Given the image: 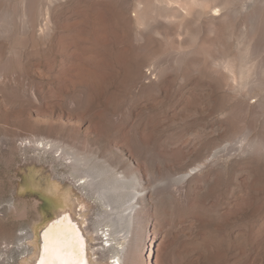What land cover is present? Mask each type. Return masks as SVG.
<instances>
[{"label": "rangeland", "instance_id": "rangeland-1", "mask_svg": "<svg viewBox=\"0 0 264 264\" xmlns=\"http://www.w3.org/2000/svg\"><path fill=\"white\" fill-rule=\"evenodd\" d=\"M39 1L25 13L0 0V248L32 235L49 201L20 193L23 168L69 177L56 154L21 144L44 138L82 159L80 176L93 156L135 174L138 264H264V0H227L225 13L222 0H47L45 37ZM83 195L88 227L104 210ZM23 246L7 264L33 259L37 242Z\"/></svg>", "mask_w": 264, "mask_h": 264}, {"label": "bare ground", "instance_id": "bare-ground-1", "mask_svg": "<svg viewBox=\"0 0 264 264\" xmlns=\"http://www.w3.org/2000/svg\"><path fill=\"white\" fill-rule=\"evenodd\" d=\"M223 1L224 0H222L221 2L222 4H220L221 6L220 5L219 6L223 10V13H225L224 9L227 10V6L229 4L225 3L227 2V0L224 2ZM23 2L24 3L22 6H24L25 13L30 12V10L33 7V0H25V1L23 0ZM210 2L211 1H209V3ZM219 2L220 1L218 0V4ZM47 3L48 2L46 0V5ZM141 3H142L141 0H137L135 8L139 9V6L143 5ZM215 4H217L216 1H215ZM40 6H43V4ZM49 6L47 5L43 7L42 11L38 12L40 13V16L41 15L43 16V17L41 16L42 19L45 17L43 21L46 20L40 37H45L48 35L49 29L47 26L48 24L47 22H48V16L50 15ZM203 8H205V6ZM216 8H218V6L216 7V5H214V7L210 6V8L208 9L205 8V9L207 12L208 10L210 12L211 11L217 12ZM37 9L39 10L38 7ZM221 12L222 11L220 10V14H222ZM233 12H235V10ZM203 13L204 12L202 11L200 15ZM217 15H219V13ZM217 15H214V16H217ZM24 16H27V14L26 15L24 14ZM247 18L252 19V17H247ZM23 21L25 22V20ZM245 21H247V19ZM88 22L89 20L87 21V23ZM242 22H244V20ZM137 23H141V22H137ZM247 24L248 23H246V25ZM24 29H27V27L26 28L24 27ZM95 73L96 72H94L92 76H94ZM241 86L242 84L240 85V87ZM243 86H244V83H243ZM237 88L239 89V87ZM21 144L22 145L24 144V147H23L24 149L32 148L35 151L38 150V152L43 151L45 154L46 153H50L53 155L56 154L55 156H53L52 162L56 163L59 160L65 161V165L69 170V177L65 179L66 184L61 185L60 183L56 181L50 180L49 176L44 170L34 165L29 164V166L23 168L22 170L23 180L20 186V193L22 195H25L31 192H45L50 196L48 198L49 201L47 204H45L44 209H42L41 212H38V216H39L38 222L39 223L44 222L45 219L51 214H55V216L53 218H50V220H48L43 225V227L40 228L39 230L38 228L40 224L33 223L30 226V231L32 235H30L28 232H21L16 235L14 242H10V243L5 242L4 246L0 248V264H7L6 262L9 259L8 256L11 254L16 253V254L24 255L28 253L26 248L23 246V243H25L28 238H32L33 241L37 242V247L36 249H34L33 259H29L27 264H35L36 260L39 257L41 242H44V243L42 247L43 254H42L39 264H61V260H67L68 264H80L78 242H81V241H83L84 243L87 242V248H86L87 264H93V261L97 264L96 260H99V259L96 258V260H94L95 256L97 255L100 256V254L103 253L107 247L112 246V243H114L113 248L115 249L116 254L115 256L109 257V259H113L111 260L112 262L111 264H138L137 263L138 257H140L142 253L141 228L144 223V217H143L144 208L141 207L140 210L135 209L136 205L138 204V201L135 202L134 204H128V203L137 197V193H133L132 191L140 192L145 189L142 186V184L137 181L135 174L132 172L130 176H128L127 174H124L123 172L120 173V171L116 168V166L112 164L111 162H108L106 160H101V159H98L96 156H93L94 161H93L92 166L86 169L83 175L80 176V174L82 173L80 169L82 165V159L73 153L63 151V148H62L63 146L61 147L59 142L40 138V139H35V140H29L28 145L26 142H22ZM59 152L60 154H58ZM77 178L78 180H76ZM138 188H141V189H138ZM86 189H90L91 194H92L91 197L95 198L94 203L96 204L99 201V203L102 204L103 210H104V212L100 216H97V217L91 216L92 225H89L88 227L85 226L87 223L86 217L87 215L90 214L91 209L89 207V204H87L86 202L85 195H83ZM90 199L91 198H89V200ZM15 204L16 203H14L13 201L8 207L9 210L14 211V213L16 212V210L18 211L17 206ZM40 206L41 205H39V208ZM73 221L77 225L76 227H78V230H81L82 234H84L85 239L84 238L82 239L79 236L78 230L75 229L73 224H71ZM103 226H108V227L111 226L113 227L114 230H111V228H104ZM97 241H102V242L105 241L103 242V245H101L102 249H100L99 247L95 248L99 244H95L93 242H97ZM54 247L57 249H60L61 251L59 252L54 251L53 250ZM105 264H109V263L105 262Z\"/></svg>", "mask_w": 264, "mask_h": 264}, {"label": "water", "instance_id": "water-1", "mask_svg": "<svg viewBox=\"0 0 264 264\" xmlns=\"http://www.w3.org/2000/svg\"><path fill=\"white\" fill-rule=\"evenodd\" d=\"M71 224H73V226L75 227V229L78 230V227H76L77 225L75 224V222L73 221ZM79 232V236L83 239H85V236L84 234H82L81 230H78ZM42 235V233H41ZM43 243L44 242H41L40 243V253H39V257L38 259L36 260L35 264H39L40 260H41V257H42V247H43ZM86 248H87V242H78V249H79V256H80V264H87V260H86V256H87V251H86Z\"/></svg>", "mask_w": 264, "mask_h": 264}, {"label": "snow or ice", "instance_id": "snow-or-ice-1", "mask_svg": "<svg viewBox=\"0 0 264 264\" xmlns=\"http://www.w3.org/2000/svg\"><path fill=\"white\" fill-rule=\"evenodd\" d=\"M53 250H54V251H57V252L61 251L60 249H57V248H55V247H54ZM61 264H68V261H67V260H61Z\"/></svg>", "mask_w": 264, "mask_h": 264}]
</instances>
